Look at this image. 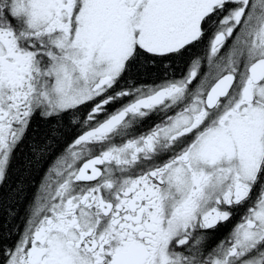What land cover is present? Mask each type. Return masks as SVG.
Masks as SVG:
<instances>
[{
  "label": "snow or ice",
  "instance_id": "6c2138e0",
  "mask_svg": "<svg viewBox=\"0 0 264 264\" xmlns=\"http://www.w3.org/2000/svg\"><path fill=\"white\" fill-rule=\"evenodd\" d=\"M0 264H264V0H0Z\"/></svg>",
  "mask_w": 264,
  "mask_h": 264
},
{
  "label": "trees",
  "instance_id": "16d2710c",
  "mask_svg": "<svg viewBox=\"0 0 264 264\" xmlns=\"http://www.w3.org/2000/svg\"><path fill=\"white\" fill-rule=\"evenodd\" d=\"M37 179H38V177H37ZM31 191H33V189H29V198L31 196Z\"/></svg>",
  "mask_w": 264,
  "mask_h": 264
}]
</instances>
